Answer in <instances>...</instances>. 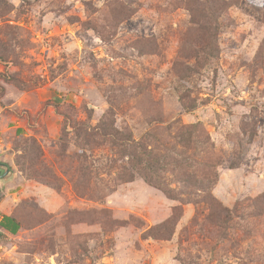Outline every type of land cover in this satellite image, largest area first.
I'll return each mask as SVG.
<instances>
[{"label": "rangeland", "instance_id": "rangeland-1", "mask_svg": "<svg viewBox=\"0 0 264 264\" xmlns=\"http://www.w3.org/2000/svg\"><path fill=\"white\" fill-rule=\"evenodd\" d=\"M0 160V264H264V0H0Z\"/></svg>", "mask_w": 264, "mask_h": 264}, {"label": "trees", "instance_id": "trees-1", "mask_svg": "<svg viewBox=\"0 0 264 264\" xmlns=\"http://www.w3.org/2000/svg\"><path fill=\"white\" fill-rule=\"evenodd\" d=\"M143 147L146 149V153L147 154V157L144 156V161H146V165L147 167H149L150 169L152 168L153 170H156V165H157V158H155V164H152V163H148V156L152 155L150 154L151 153V149H149L146 145H143ZM184 165H189L190 164H184ZM155 167V168H154ZM184 170H181V172L183 173ZM187 172V171H186ZM184 174V173H183ZM194 177V175L192 174V172L188 173L187 176L185 177L184 180H188L190 179L192 181V178ZM193 182V181H192ZM194 184H196L195 182H193ZM197 188L199 187L198 184H196ZM199 189V188H198ZM170 196H172L170 194V192L168 193ZM174 219V215L172 217V220L169 222L171 223ZM166 224H163V227H165ZM0 226L3 227L4 229L8 230L9 232L11 233H16V231L18 230L19 228V225H18V222H16L12 217L10 216H2L0 218ZM160 226H156L154 229H158ZM154 229H152V231L155 233L156 231H154Z\"/></svg>", "mask_w": 264, "mask_h": 264}, {"label": "water", "instance_id": "water-1", "mask_svg": "<svg viewBox=\"0 0 264 264\" xmlns=\"http://www.w3.org/2000/svg\"><path fill=\"white\" fill-rule=\"evenodd\" d=\"M0 180H6L11 174V168L8 163L0 160Z\"/></svg>", "mask_w": 264, "mask_h": 264}, {"label": "crops", "instance_id": "crops-1", "mask_svg": "<svg viewBox=\"0 0 264 264\" xmlns=\"http://www.w3.org/2000/svg\"><path fill=\"white\" fill-rule=\"evenodd\" d=\"M2 217V216H1Z\"/></svg>", "mask_w": 264, "mask_h": 264}]
</instances>
